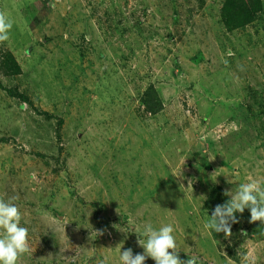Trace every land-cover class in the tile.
Masks as SVG:
<instances>
[{"label":"rangeland","instance_id":"obj_1","mask_svg":"<svg viewBox=\"0 0 264 264\" xmlns=\"http://www.w3.org/2000/svg\"><path fill=\"white\" fill-rule=\"evenodd\" d=\"M232 1L0 0V85L24 96L0 87L18 264H119L146 223L172 224L183 260L264 264L249 209L228 237L204 228L226 191L264 180V0L249 19Z\"/></svg>","mask_w":264,"mask_h":264},{"label":"clouds","instance_id":"obj_2","mask_svg":"<svg viewBox=\"0 0 264 264\" xmlns=\"http://www.w3.org/2000/svg\"><path fill=\"white\" fill-rule=\"evenodd\" d=\"M13 23L9 14L0 11V43L9 40ZM224 195L230 199L215 206L204 224L206 230L230 236L231 225L238 222L235 214L243 213L246 208L250 211L249 223L259 221L264 224V180L249 176L247 182L239 184L235 190L226 191ZM14 200V197L8 200L0 198V264H18L21 256L29 252V229L21 226V212ZM103 231L95 233L102 235ZM135 233L143 252L134 254L131 248L121 251V243L119 264H145L148 258L155 264H197L196 256H188L186 260L180 258L172 224L154 228L151 223H146L142 230Z\"/></svg>","mask_w":264,"mask_h":264},{"label":"trees","instance_id":"obj_3","mask_svg":"<svg viewBox=\"0 0 264 264\" xmlns=\"http://www.w3.org/2000/svg\"><path fill=\"white\" fill-rule=\"evenodd\" d=\"M232 4L234 7H236L244 15V18L249 19V18H256L257 17V15L254 16L255 8H253V10H250V9H251L252 5L254 7L255 6L259 7V0H236L235 2L232 1ZM0 87L3 90H5L7 92V94H9L11 96L22 98V99L24 98V96L22 94L18 93V91L13 89V88L3 87L2 85H0Z\"/></svg>","mask_w":264,"mask_h":264}]
</instances>
